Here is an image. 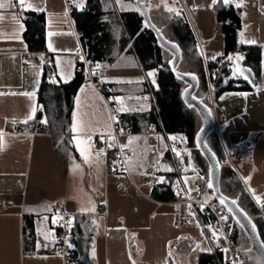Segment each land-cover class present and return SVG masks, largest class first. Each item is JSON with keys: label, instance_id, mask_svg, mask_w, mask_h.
Here are the masks:
<instances>
[{"label": "crops", "instance_id": "crops-1", "mask_svg": "<svg viewBox=\"0 0 264 264\" xmlns=\"http://www.w3.org/2000/svg\"><path fill=\"white\" fill-rule=\"evenodd\" d=\"M157 3L164 11L182 10L205 61L222 55L224 50L216 7L239 5L242 27L238 39L244 46L261 48L260 80L252 91L224 92L215 99L221 108L215 135L223 159L224 151L231 147L246 149L238 180L246 190H258L264 196V0H229L227 4L224 0L215 3L158 0ZM82 5L83 0H72L68 11L64 0H23V4L20 0H0V206L5 205L0 212V264H62L57 251L50 250L56 245L51 232L58 218L51 211L56 202L64 205L72 216L76 264H198L201 254L211 253L212 243L208 242L210 250L205 252L198 247L190 228H182L183 221L188 223L194 218L202 229L194 205L178 207L158 202L150 195L153 176H168L172 172L171 162L165 158L169 151L164 133L126 134L115 122L118 131L124 134L120 144L131 149L126 166L135 188L130 186L125 174L106 167L104 147L111 150L115 141L109 137L104 143L99 136L110 135L113 125L106 104L85 77L73 97L67 130L38 133L33 129V135L21 133L22 128L35 126L44 65L47 62L53 65L48 83L69 84L75 77L79 62L76 55L83 48L71 11ZM23 12L44 15V53L28 52L23 38ZM30 57L36 61L34 66L26 62ZM126 57L100 71L102 85L115 84L114 90L120 92L115 82L131 80L136 74L141 81L126 84L139 87L144 77L135 62L132 69L127 65L121 68ZM135 101L139 103L142 98ZM143 104H137L133 112L147 110L148 106ZM134 137L160 141L156 151L162 156L151 172L142 155H135L133 147L127 144V138ZM188 171L191 172L179 176L186 191L196 200L211 195V192L196 194L193 183L200 176L193 169L183 170ZM124 175L126 182L120 180ZM116 183L123 186L121 192L115 190ZM202 201L212 203L214 199L211 195L208 202ZM258 202L264 219V205ZM98 208L104 212L98 213ZM25 215L34 219L33 244L40 253L24 251V239L29 232L28 227L24 230L29 221L24 223Z\"/></svg>", "mask_w": 264, "mask_h": 264}, {"label": "trees", "instance_id": "trees-1", "mask_svg": "<svg viewBox=\"0 0 264 264\" xmlns=\"http://www.w3.org/2000/svg\"><path fill=\"white\" fill-rule=\"evenodd\" d=\"M132 5L134 8L125 10L123 4ZM145 3L146 0H145ZM148 16L152 25L168 41L175 43L181 51V60L177 71L183 74H193L198 78L199 85L195 94L202 90V95L196 96L205 105H208L206 97V76L202 58L190 26L181 9L164 11L167 15V23H161L151 15L150 8L146 4ZM22 21L25 27L23 38L29 53L41 54L46 51L45 18L42 13L23 12ZM74 28L79 37L83 51L86 54L89 65L101 71L112 67L122 56L132 57L144 77L139 83L140 91L136 95L148 106L147 110H137L126 115H120V125L126 134L144 135L150 132L155 134L181 133L190 143L199 130L196 126L195 109L184 105L181 93L185 87L171 74L168 62L171 54L162 49L153 33L146 29L142 23V17L137 11L133 0H83V5L71 11ZM217 24L221 27L223 35V54L215 59L206 61V71L216 99L224 92L252 91L253 88L246 82L237 79L226 81V77L232 75L230 55H241L244 64L252 70L256 79L260 80L261 74V48L257 46H244L239 42V33L242 27L240 10L234 5H219L215 9ZM165 33V34H164ZM168 34L169 37L166 36ZM186 66L187 72L181 71V66ZM43 81L38 91L40 109L34 119L35 129L38 133H63L67 130L71 121L73 97L84 80L83 71H75V77L69 84L48 83L51 79L53 65H44ZM153 75H149V73ZM50 73L51 75H49ZM109 88L108 99L112 104L122 92L114 90L115 84H104ZM144 97H148L145 101ZM200 119V117H199ZM201 120V119H200ZM213 146L210 150L216 156L219 166L223 161L222 150L216 135L213 137ZM165 158L171 162L172 172L169 177H179L189 174L183 172L189 159H174L169 153ZM198 174L200 172H197ZM201 174V173H200ZM219 188L222 195L236 201L237 206L244 212L256 226L257 232L264 244V219L250 200L240 181L228 167L220 166ZM242 190V194H238ZM225 191V192H223ZM151 197L164 203H171L170 190L164 186H155L150 192ZM215 202V201H214ZM197 220L202 226L203 233L208 239L216 233L215 217L207 210L194 205ZM226 219V227L230 229L231 240L238 247L241 238L245 234L230 215L223 210ZM24 230L28 227V236L24 239V251L27 253H40L35 249L33 237V217L24 216ZM73 232V229H72ZM246 237V236H245ZM247 238V237H246ZM248 240V239H247ZM27 242L32 245L28 246ZM51 252L57 251L50 249ZM198 264H225L224 256L218 253L212 244L211 253L201 254Z\"/></svg>", "mask_w": 264, "mask_h": 264}, {"label": "built area", "instance_id": "built-area-1", "mask_svg": "<svg viewBox=\"0 0 264 264\" xmlns=\"http://www.w3.org/2000/svg\"><path fill=\"white\" fill-rule=\"evenodd\" d=\"M68 11L71 9L72 0H64ZM230 55L229 57H232ZM76 57L79 59V62L76 65L77 71H83L84 77L88 80L94 89L98 92L100 97L103 99L106 104L109 117L112 121L113 132L110 135H100L99 138L106 143L107 138L111 137L114 139L115 143L111 150H107L104 147L106 153L107 161L106 167L110 169L111 167L115 168L119 173H123L127 176L129 180V185L135 188L134 183H132L131 176L128 173L126 166V157L131 153L130 148H124L120 144V139L124 134L120 133L116 127L114 118L117 116V107L115 104L108 99L109 88L105 85H102L100 82L101 73L100 71L92 68L88 61L84 51H80ZM217 58V57H216ZM231 68L232 75L226 77V81H236L238 78L234 75L232 59ZM31 66L36 64V61L30 57L26 59ZM202 63L206 76V97L208 99V108L210 109L212 118L214 120V127L217 123V115L221 112V108L217 105L216 100L213 96V89L209 81V77L206 71V61L202 58ZM21 133L33 135L34 131L31 126H27L21 129ZM167 143L168 151L174 159H182L189 156L191 149L190 142L184 134L181 133H164L163 134ZM246 149L239 146L231 147L229 151H224V157L234 172L238 175V169L243 163L244 158L246 157ZM147 175H149L147 173ZM153 187L155 186H164L167 187L172 195L171 203L180 207L183 205H198L202 209H207L214 217L216 221L217 232L209 236L208 240L214 245L215 250L224 256L225 264H252V260L246 254L240 252L237 247L234 246L233 241L231 240V234L229 229L226 227V219L223 213L222 207L216 203H205L202 200H196L193 195L188 193L185 189V186L180 181L179 177H169V176H158L154 175L151 182ZM116 191L121 192L123 186L120 183L114 185ZM193 188L196 189L198 196H203L206 193L210 192L208 183L204 180L203 177L197 178L193 183ZM249 198L259 211L261 215L262 209L259 204V200L264 205V196L260 194L258 190L247 191ZM5 205L0 206V212L3 211ZM98 213H103L104 211L101 208H98ZM51 211L58 215L54 228L51 230L52 240L57 245V254L62 260V264H76L75 262V246L76 238L72 232V216L66 212L64 205L59 202L54 203L51 206ZM71 221L69 224L68 222ZM179 225V223H176ZM226 250V251H225Z\"/></svg>", "mask_w": 264, "mask_h": 264}, {"label": "water", "instance_id": "water-1", "mask_svg": "<svg viewBox=\"0 0 264 264\" xmlns=\"http://www.w3.org/2000/svg\"><path fill=\"white\" fill-rule=\"evenodd\" d=\"M133 3L142 17L143 26L153 33L158 45L172 56L168 62L170 72L175 77V79L185 84V87L181 93L182 102L185 106L195 109L201 119L202 127L194 136V149L200 154V156L208 165V184L212 185V187L209 189L214 201L217 202L241 228L248 239L251 252L255 255L260 264H264V244L253 221L240 210L235 200L225 197L220 192V166L216 156L205 143L206 137L214 129V120L209 108L203 104L201 100L194 97V93L198 89L199 85L198 78L193 74H183L177 71V66L182 56L180 49L175 43L166 40L152 25L146 9L145 0H133ZM236 57H239L240 59H236ZM232 66L234 75L238 79L248 83L254 89L258 87V80L256 79L252 70L245 66L243 56L233 55ZM54 81L56 80L54 79ZM133 98L134 100H138L140 97L135 96ZM114 102L117 106L119 115L128 114L129 110L125 107V101L122 96H117ZM222 200L223 203L221 202ZM232 201H235V203Z\"/></svg>", "mask_w": 264, "mask_h": 264}, {"label": "rangeland", "instance_id": "rangeland-1", "mask_svg": "<svg viewBox=\"0 0 264 264\" xmlns=\"http://www.w3.org/2000/svg\"><path fill=\"white\" fill-rule=\"evenodd\" d=\"M158 0H146L147 4L150 8V12L151 15H153L154 19L157 18L161 23L165 24L167 23V15H165L164 13V9H162L159 4L157 3ZM124 9L125 10H129V9H133L134 7L132 5H130V3L128 4H123ZM165 34V33H164ZM167 37L168 34H166ZM134 59L132 57H126L124 63L121 65V68H124L126 65L128 66L129 69H132L131 65H133ZM126 68V67H125ZM120 69V68H119ZM181 71H185L188 69L186 66H181L180 67ZM129 77V76H128ZM141 78H138V75L134 74L133 75V79H129V80H123L120 79L117 82H115L117 84V90H119L120 92H122L125 96H127L126 98H124L125 101V107L129 110V112H133L134 108H137L138 105H144L143 101L141 102H136L134 100L133 97L138 96V95H134L136 91H140V86H131L129 84L126 83H133V82H140ZM202 95V90L198 91L195 94V98L197 99L196 96L198 95ZM199 95V96H200ZM129 100V101H128ZM109 101L111 102V99L109 98ZM138 104V105H137ZM117 107V106H116ZM139 110V109H138ZM137 111V110H136ZM120 115H118L114 118L115 122L120 125ZM196 126L198 129H200L202 127V122L199 119V117L196 115ZM215 135V128L213 129V131L206 137L205 139V143L209 148H212L213 146V137ZM141 139V140H140ZM128 140V145L132 146L134 149V153L135 155L138 156V154H141L142 157L144 158V160L147 162V169L151 172L153 169V164L157 161L160 160V157L162 155L158 154L156 151V145H160V141L155 140H148V138H138V137H134V138H127ZM158 145H157V149H158ZM190 148L191 152L188 156L189 159V163L184 167V171L193 169L195 171V173L200 172L198 175L200 177H203L204 180L206 182H208V173H209V168L207 163L205 162V160L200 156V154L194 149V142L190 144ZM224 161H222V163H220L221 167H225L229 165L227 164L225 157L223 159ZM230 168V167H229ZM231 169V168H230ZM234 173V172H233ZM236 178L238 179L239 175H236ZM121 181L126 182V177L125 175L120 178ZM242 185V184H241ZM242 188L244 189V191L246 192V194L248 195L247 191L243 186ZM225 192V191H223ZM251 192V191H250ZM242 190L238 192V194H242ZM197 194V193H196ZM210 194H208L205 198H203L202 200L208 202L210 200ZM249 197V196H248ZM251 200V199H250ZM184 225V226H183ZM183 227L182 228H190L189 232L191 233V235L194 237V239L197 242L198 247H200L201 249L205 250V252H208L210 250L209 247V240L205 237L202 229L197 225L196 221L194 218H192L188 223L186 221H183ZM230 231V229H229ZM231 232V231H230ZM237 249H239V251H241L242 253L246 254L247 256L250 257V259L252 260V264H260L258 262V260L256 259L255 255L251 252L250 250V245L249 242L247 240V238L243 235V237L241 238L240 244L237 247Z\"/></svg>", "mask_w": 264, "mask_h": 264}, {"label": "snow or ice", "instance_id": "snow-or-ice-1", "mask_svg": "<svg viewBox=\"0 0 264 264\" xmlns=\"http://www.w3.org/2000/svg\"><path fill=\"white\" fill-rule=\"evenodd\" d=\"M216 2V0H213V3H215ZM229 2V0H224V3L225 4H227ZM20 3L21 4H23V0H20ZM237 7H239V5H237ZM169 11H171V9H169ZM229 59H232V57H230ZM236 59H240L239 57H236ZM149 75L151 76V75H153V73H149ZM72 131L73 132H75L76 131V125H75V123L73 124V128H72ZM212 187V185L211 184H209V188H211ZM222 203H223V200L221 201ZM233 203H235V201H232ZM69 224L71 223V221H69L68 222ZM226 251V250H225Z\"/></svg>", "mask_w": 264, "mask_h": 264}, {"label": "bare ground", "instance_id": "bare-ground-1", "mask_svg": "<svg viewBox=\"0 0 264 264\" xmlns=\"http://www.w3.org/2000/svg\"><path fill=\"white\" fill-rule=\"evenodd\" d=\"M116 105V104H115ZM208 107V105H206ZM210 110V109H209ZM117 113H118V110H117ZM119 115V114H118ZM116 124V123H115ZM215 128V127H214ZM194 142V141H193ZM217 203V202H216ZM223 209V208H222Z\"/></svg>", "mask_w": 264, "mask_h": 264}]
</instances>
